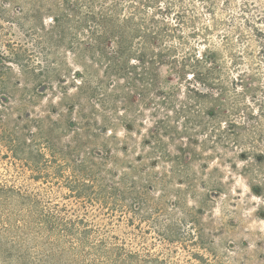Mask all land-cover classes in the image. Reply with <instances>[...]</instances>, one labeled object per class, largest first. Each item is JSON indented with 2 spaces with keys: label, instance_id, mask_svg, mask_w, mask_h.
<instances>
[{
  "label": "rangeland",
  "instance_id": "obj_1",
  "mask_svg": "<svg viewBox=\"0 0 264 264\" xmlns=\"http://www.w3.org/2000/svg\"><path fill=\"white\" fill-rule=\"evenodd\" d=\"M25 1L30 0H13L5 12L0 11V68L11 69L6 72V80L7 92L12 97L2 96L0 102V264H264V214L261 212L264 207L253 190L263 188L264 162L256 166L250 159L240 161L241 150L254 148L249 144L234 146L229 143L227 149H222L210 144L209 137L197 135L198 145L187 144L192 153L187 156V170L172 174L171 162L164 164L160 160L159 166L153 170L156 176L154 191H149L150 183L142 190L140 186L147 177L132 174L126 168L129 162L139 166L136 158L141 152L138 149L125 156L109 148V152H113L112 158L118 160V176L128 173L135 179L133 191L124 194L122 204L128 210L121 215L71 195L63 180L71 168L57 172L56 166L50 164V179L36 175V148L29 140V132H37L33 121L53 116L48 112V106L58 107L66 96L79 99L87 113L88 97L75 88V85L81 87L78 80L75 81L76 72L87 69L92 80L96 81L105 79V66H97L89 58L82 62L72 59L67 41L53 46L50 57L45 58L35 46V35L26 32L30 22L50 29L51 22L46 17L55 13L47 9L53 8L56 0H51L46 10L39 12L27 9L28 5L23 4ZM100 1L105 6L110 3V0ZM168 2H173V8L165 12ZM17 6L24 14L16 13ZM150 6L148 13L151 16L172 26L176 22L175 14L185 16L184 25L178 26L171 42V46L177 48L175 59L156 72L158 90L177 93L188 85H195L190 79L191 74L203 72V68L200 67L202 64L194 65L192 60L202 63V59L210 54L216 62L212 75L228 92L226 96H220L225 102H220L227 105L235 92L240 107H249L256 114L258 107L248 99L250 96L264 97L260 93L264 87V40L255 35L256 30L264 32V0H154ZM158 6L162 8L161 13ZM93 11L96 12L94 7ZM9 43L26 49L31 55L30 63L40 67L38 71L52 74L51 91L43 86L37 88V94L43 92V95L32 94L40 79L18 71L13 65L16 61L8 53V48H4ZM183 58L191 60L185 62L182 70ZM126 97L125 105L140 110L135 128L142 124L145 130L152 129L147 121V110L152 111V104L142 100L137 93L127 91ZM131 100H136V104ZM123 108L122 103L115 104L116 111ZM211 108L216 107L212 105ZM59 110L64 114L63 109ZM218 110L224 113L222 121L242 122L239 117L230 116L229 108L218 107ZM27 112H32L29 115L32 122L26 124L23 118ZM125 115L126 112L118 114L119 118ZM67 120L68 117L60 118L59 128L52 129L49 135L55 149L67 145L69 153L72 150V153L78 151L77 155H87L100 149L101 143L111 144L110 136L116 137V146L124 141V124L120 121H113V125L106 127V123L97 118L100 127L112 130L111 135L107 133L109 137L95 139L80 131L82 136L73 140ZM261 123L264 128V118ZM49 125L44 120L42 128L47 130ZM172 125L179 128V125ZM194 128L193 134L198 133L200 128ZM136 129L132 132L135 133ZM15 136L20 140L17 154L12 153ZM178 143H168L171 153L176 152ZM201 144L207 147L201 149ZM255 147L257 152H264L263 145ZM145 162L149 163V159ZM106 165L107 169L115 168L110 162ZM140 171H143L142 167ZM144 173L149 174V171ZM213 182L218 184L220 193L209 192L208 186ZM119 190L129 192L122 184ZM139 192L146 195V203H140V210L135 212L132 211L134 203L131 198L138 196ZM153 207L157 210H152ZM45 215L57 218L56 221L82 219L97 233H90L87 238L82 236L77 241L66 232H49L41 223ZM100 239L105 241L106 247L99 246ZM93 245L96 248L91 247Z\"/></svg>",
  "mask_w": 264,
  "mask_h": 264
},
{
  "label": "trees",
  "instance_id": "obj_2",
  "mask_svg": "<svg viewBox=\"0 0 264 264\" xmlns=\"http://www.w3.org/2000/svg\"><path fill=\"white\" fill-rule=\"evenodd\" d=\"M12 3L13 0H0V11L5 12ZM50 3L51 0H30L23 4L28 5L27 9L31 8L32 11L39 12L42 9L46 10ZM153 3L154 0H110V3L105 6L100 0H56L55 6L47 9L51 13H55L46 17L51 22L50 29L46 30L43 24L34 26L33 22H30L28 32H26L29 35L32 33L35 35V46L41 50L45 58L50 57L49 53L53 46L67 41L68 54H71L72 59L82 62L89 58L95 65L105 66L103 71L105 79L96 81L92 80L87 69H83V72H79L81 70L78 69L79 71L76 72L77 79L75 81L78 80L81 87L75 85V88L81 95L88 97L87 113L84 110L85 105L79 99L66 96L63 100L60 99L62 102H59L58 107L51 104L48 106L50 108L48 112L53 116L44 117V120L50 123L47 130L42 128L44 120L33 121V128L37 132H29V140L36 148L37 160L34 162L36 175L43 179H50L51 175L48 172L50 164L56 166L57 172L59 169L64 170L63 168L67 167L69 170L71 168L72 171H69L67 177L63 178L71 195L88 204H97L105 211L119 212L120 215L128 210L126 205L122 204V200L125 193H131L135 188V179L128 173L118 176V160L112 158V151L120 152L125 156L134 153L135 149L141 152L136 158L139 166L129 162L126 168L132 174H143L147 177L140 188L146 189L145 185L150 183L149 191L155 189L156 176L153 170L159 166L160 160H163L164 164L171 162L169 167L172 174L187 170V156L192 154L188 151L187 144L198 145L197 135L209 137L207 141L210 144H215L222 149H227L229 143L234 146L249 144L254 148L241 150L238 156L240 161L244 162L250 159L256 166L264 162V152H257L255 147L257 144L264 146V128H261L264 118V97L259 99L257 96H250L248 99L253 106L258 107L256 114L254 111H250L249 107H240L235 92L230 96L229 103L223 104L225 99L220 96H226L228 92L220 86L221 81L212 75L216 62L210 54L202 59V63L197 59L192 60L194 65L202 64L200 67L203 68V72L191 74L190 79L194 80L195 85L192 87L188 85L184 91L180 90L177 93H165L158 90L159 83L156 72L159 67L169 64L175 59L174 53L177 48L172 47L171 42L174 41L178 26L184 25L185 16L183 13L175 14L176 26H172L148 13V9ZM93 7L96 12L93 11ZM172 8L173 2H168L164 11L170 12ZM82 9L86 11L82 12ZM161 10L162 8L158 6L160 13ZM16 13L24 14L20 6H17ZM44 21L45 18L42 19V23ZM255 35L264 40V32L256 30ZM83 38L86 40L84 41ZM6 47L8 53L16 61L13 65L18 68L19 72L28 74L34 79H40L36 89L44 86L49 91L52 90L50 82L53 78L52 74L46 71L42 72V70L38 71L40 67L30 63L31 55L26 49L11 43L5 44L4 48ZM189 60L191 59H182L180 64L182 70L185 62ZM6 62L12 63L11 61ZM7 70L11 69L0 68V102L3 101L2 96L8 99L12 98L10 92H7ZM35 71H38V74ZM59 79L58 77V83L61 82ZM239 87L242 86L239 85ZM38 89L36 91L34 89L32 94L43 95V92L37 94ZM127 91L137 93L142 100L145 99L152 104L150 106L152 111L147 110V121L152 125V129L145 130L142 124L138 125V129L135 128L136 118L141 114L140 110L134 106L125 105ZM260 93L264 95V87L261 88ZM117 102L122 103L124 108L116 111L115 104ZM131 103L136 104V100H131ZM212 105L216 108L212 109ZM218 107L229 108L230 116L239 117L242 122L222 121L224 113L219 112ZM59 108L64 110V114ZM97 108H100V111ZM123 112H126V115L124 118H119L118 114ZM31 113L24 114L23 121L26 124L28 121L32 122L29 117ZM62 117H68V131L73 140L82 136L80 131L95 139H99L101 136L109 137L107 133L111 135L112 130L106 129V127L113 125V121H120L124 124V141L116 146V137L110 136L111 144L101 143L100 149L87 155H77L76 153L79 152L72 153V150L69 153L67 145L63 146L64 148L55 149L49 140V135L52 129L59 128ZM97 118L106 123V127H100ZM172 124L179 125V128L177 129ZM222 124L224 125L222 126ZM194 127L200 128L198 133L193 134ZM135 129L136 131L133 133L132 131ZM15 137L16 139L12 141L13 154H17L20 147V140L18 136ZM136 137L137 139H135ZM184 140L187 142L183 143ZM174 141L179 143L175 145L176 152L173 154L167 145ZM200 147L202 149L207 146L201 144ZM109 148L112 151L109 152ZM71 154L73 155L71 156ZM250 155L252 156L250 157ZM147 159H149V163L145 162ZM107 162H110L115 168L107 169ZM140 167L143 171H140ZM145 170L149 171V174H145ZM262 180L263 188L255 187L253 190L264 207V178ZM120 184L123 185L125 191L129 192L119 190ZM208 188L209 192L220 193V188L215 182L209 184ZM17 194L20 197H25L19 192ZM131 200L134 203L132 211L138 212L141 208L139 204L146 203V195L139 192L138 196H134ZM151 209L157 210L155 207ZM261 212L264 214V210ZM56 219L53 216L45 215L42 216L41 223L46 225L49 232L54 233L57 232L56 230L60 234L66 232L77 241H80L79 238L82 236L87 238L90 233H97L82 219L72 221H56ZM98 242L99 246L106 247L103 239ZM91 247L96 248L94 245ZM136 256L138 255L136 254Z\"/></svg>",
  "mask_w": 264,
  "mask_h": 264
}]
</instances>
